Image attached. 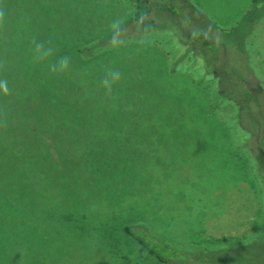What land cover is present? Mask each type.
<instances>
[{"label":"rangeland","instance_id":"374dc122","mask_svg":"<svg viewBox=\"0 0 264 264\" xmlns=\"http://www.w3.org/2000/svg\"><path fill=\"white\" fill-rule=\"evenodd\" d=\"M262 8L0 0V264H160L115 242L125 224L181 264H264ZM48 106L69 123L41 138L82 132L104 174L24 175Z\"/></svg>","mask_w":264,"mask_h":264},{"label":"trees","instance_id":"16d2710c","mask_svg":"<svg viewBox=\"0 0 264 264\" xmlns=\"http://www.w3.org/2000/svg\"><path fill=\"white\" fill-rule=\"evenodd\" d=\"M252 8L264 6V0H251ZM264 14V8H262ZM257 12V13H259ZM11 52H9V55ZM7 53L5 51V57ZM7 80L16 85L13 79L15 76V70L13 68L6 69ZM22 85L18 88H14L12 93L18 94L19 90H23ZM47 109V113L51 116V125H45L44 122L40 121L38 124L39 141L40 144L33 148L27 147L31 154H37L39 159L37 163H31L29 166H24L27 171L24 175H102L106 172L109 163L105 161L107 154L103 155L100 150L101 147H94L81 143L82 132L70 131L66 133L60 132L55 133L53 140L50 143L41 138V134L52 129L57 128L61 124L69 123L68 119L63 114L51 115L50 106L38 109L40 112H44ZM42 110V111H41ZM20 136L19 131H7L6 145L8 147L17 148V141L14 137ZM54 145L55 153H51V146ZM20 149V148H19ZM109 150V149H108ZM52 151V150H51ZM110 151V150H109ZM111 152V151H110ZM11 170H15L18 166L22 167L19 163H15L13 160L10 161ZM10 169V167H9ZM16 199H19V194H13ZM83 229L79 225V232L83 234ZM120 235L116 231L112 230L111 234L115 239V242L124 250L132 251L133 247L129 244L125 245L121 240V235L126 237L128 241L133 240L142 250L147 252L150 256L160 264H181L177 261L179 253L176 248L170 247L167 244L159 241L156 236H153L150 232L140 225H128L125 224L119 229ZM1 235V230H0ZM1 238V237H0ZM121 240V241H119ZM1 243V242H0ZM1 245V244H0ZM174 248V249H173ZM3 264V262H2Z\"/></svg>","mask_w":264,"mask_h":264}]
</instances>
